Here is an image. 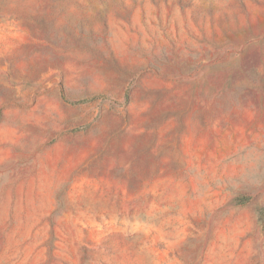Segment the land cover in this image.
<instances>
[{
    "label": "rangeland",
    "instance_id": "1",
    "mask_svg": "<svg viewBox=\"0 0 264 264\" xmlns=\"http://www.w3.org/2000/svg\"><path fill=\"white\" fill-rule=\"evenodd\" d=\"M0 264H264V0H0Z\"/></svg>",
    "mask_w": 264,
    "mask_h": 264
},
{
    "label": "trees",
    "instance_id": "2",
    "mask_svg": "<svg viewBox=\"0 0 264 264\" xmlns=\"http://www.w3.org/2000/svg\"><path fill=\"white\" fill-rule=\"evenodd\" d=\"M62 96L65 100H67L68 98L62 93ZM78 101H83V100H78Z\"/></svg>",
    "mask_w": 264,
    "mask_h": 264
}]
</instances>
